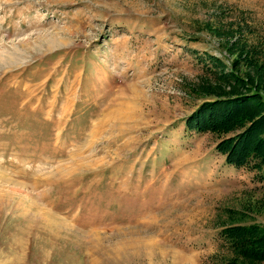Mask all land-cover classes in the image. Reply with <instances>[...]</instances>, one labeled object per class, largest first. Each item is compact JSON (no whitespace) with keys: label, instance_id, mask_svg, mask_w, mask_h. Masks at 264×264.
<instances>
[{"label":"rangeland","instance_id":"1","mask_svg":"<svg viewBox=\"0 0 264 264\" xmlns=\"http://www.w3.org/2000/svg\"><path fill=\"white\" fill-rule=\"evenodd\" d=\"M241 227L264 0H0V264H223Z\"/></svg>","mask_w":264,"mask_h":264},{"label":"trees","instance_id":"2","mask_svg":"<svg viewBox=\"0 0 264 264\" xmlns=\"http://www.w3.org/2000/svg\"><path fill=\"white\" fill-rule=\"evenodd\" d=\"M254 228L241 227L234 231L238 237L231 248L233 256L223 264H264V230L259 233ZM252 232L257 235L251 236Z\"/></svg>","mask_w":264,"mask_h":264}]
</instances>
